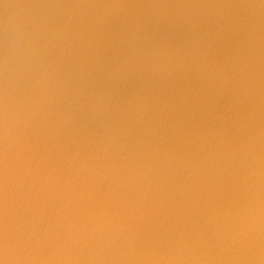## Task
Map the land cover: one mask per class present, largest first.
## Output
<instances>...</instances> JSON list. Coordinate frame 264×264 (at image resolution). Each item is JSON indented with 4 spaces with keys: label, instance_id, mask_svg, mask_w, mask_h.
Segmentation results:
<instances>
[{
    "label": "water",
    "instance_id": "obj_1",
    "mask_svg": "<svg viewBox=\"0 0 264 264\" xmlns=\"http://www.w3.org/2000/svg\"><path fill=\"white\" fill-rule=\"evenodd\" d=\"M0 264H264V0H0Z\"/></svg>",
    "mask_w": 264,
    "mask_h": 264
}]
</instances>
